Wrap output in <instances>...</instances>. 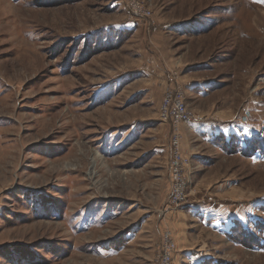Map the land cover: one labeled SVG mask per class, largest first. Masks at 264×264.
<instances>
[{
    "label": "rangeland",
    "instance_id": "374dc122",
    "mask_svg": "<svg viewBox=\"0 0 264 264\" xmlns=\"http://www.w3.org/2000/svg\"><path fill=\"white\" fill-rule=\"evenodd\" d=\"M167 241L264 264V0H0V264Z\"/></svg>",
    "mask_w": 264,
    "mask_h": 264
},
{
    "label": "built area",
    "instance_id": "2783aa9c",
    "mask_svg": "<svg viewBox=\"0 0 264 264\" xmlns=\"http://www.w3.org/2000/svg\"><path fill=\"white\" fill-rule=\"evenodd\" d=\"M168 97L173 98V100H171L170 104L168 103L169 104L167 105L168 107H165L164 104V109L165 111H168L169 108H172L174 126L175 129H178L179 125L183 123L182 121H187L189 119V113L187 109V104L185 102L184 94L177 90H171V92L168 93ZM182 165H183L182 155L179 153V151L175 152L173 155L174 171L178 173V170L180 169V167L182 168ZM175 201H179V200H177L176 198ZM173 251L174 249L172 247V243L170 241H167L166 244L164 245V252L162 253L160 259L158 260V264H172Z\"/></svg>",
    "mask_w": 264,
    "mask_h": 264
},
{
    "label": "crops",
    "instance_id": "0c3cea01",
    "mask_svg": "<svg viewBox=\"0 0 264 264\" xmlns=\"http://www.w3.org/2000/svg\"><path fill=\"white\" fill-rule=\"evenodd\" d=\"M196 125H198L196 123ZM192 130L195 131L197 134L199 132L198 127H192ZM204 131L203 126L201 129V132ZM199 135V134H198ZM191 215H192V211H190ZM214 237L218 238V240H224L225 236H223L221 233L215 234ZM225 243H227L228 241L230 242L231 240L226 239L224 240ZM231 243H233L231 241ZM228 245V244H226ZM235 246H237V244L234 243ZM177 264H206L208 261V264H217L218 261H220V259H218L215 255H213L210 251H206L203 247H193V246H189V247H183V249H181L179 251L178 254V258L176 259ZM175 261V262H176Z\"/></svg>",
    "mask_w": 264,
    "mask_h": 264
}]
</instances>
